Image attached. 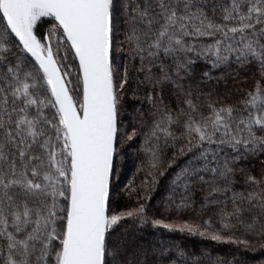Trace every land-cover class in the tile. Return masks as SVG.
<instances>
[{
  "label": "snow or ice",
  "instance_id": "obj_1",
  "mask_svg": "<svg viewBox=\"0 0 264 264\" xmlns=\"http://www.w3.org/2000/svg\"><path fill=\"white\" fill-rule=\"evenodd\" d=\"M0 264H264V0H0Z\"/></svg>",
  "mask_w": 264,
  "mask_h": 264
},
{
  "label": "trees",
  "instance_id": "obj_2",
  "mask_svg": "<svg viewBox=\"0 0 264 264\" xmlns=\"http://www.w3.org/2000/svg\"><path fill=\"white\" fill-rule=\"evenodd\" d=\"M127 60L126 53L121 54V63ZM129 68L132 65L129 62ZM219 75V72L214 73ZM231 80L228 81V85L231 86ZM221 92L224 91L225 85L223 81L218 85ZM130 98V94H129ZM147 105L145 109L147 110ZM142 143V137L131 142V146L124 145L121 155L117 157V172L113 177V202L111 207L124 211L129 208L136 207L139 203L149 204V213L155 211V208L159 205L160 210L163 211V206L160 205L161 195L155 191H150L145 186V181L149 180L148 176V154L140 147ZM171 155V153H168ZM258 163V162H257ZM255 166V165H254ZM151 196L152 199H148ZM149 233L151 229H148ZM170 235L176 241H185L190 246L195 245V250L199 252L201 247H207L210 249H216L221 252L228 250L230 246L225 245H209L208 242H202L196 237H183L182 234L172 233ZM213 255H216V251H213Z\"/></svg>",
  "mask_w": 264,
  "mask_h": 264
}]
</instances>
